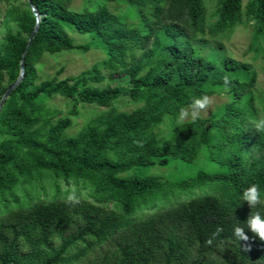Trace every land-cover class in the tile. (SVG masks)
I'll list each match as a JSON object with an SVG mask.
<instances>
[{
	"label": "trees",
	"instance_id": "obj_1",
	"mask_svg": "<svg viewBox=\"0 0 264 264\" xmlns=\"http://www.w3.org/2000/svg\"><path fill=\"white\" fill-rule=\"evenodd\" d=\"M30 1L39 27L23 78L0 110V264H264V241L247 228V242L233 236L249 215L264 218V203L250 208L241 200L256 184L264 201V133L251 123L264 116V96L255 93L250 65L206 56L201 43L206 30L215 39L249 22L254 43L264 39V0H217L209 24L205 0H123L129 11L122 17L105 5L78 13L69 10L72 0ZM0 2L1 98L19 74L35 17L26 0ZM131 13L138 27L128 22ZM66 27L91 34L105 58L76 76L59 80L60 68L37 83L45 54L89 50L74 45ZM104 73L109 83L95 84ZM225 75L232 81L227 91ZM122 78L124 86L110 84ZM221 94L227 101L211 116L179 120L192 97ZM56 96L72 100L70 115L77 104L101 110L67 137L70 117L46 105ZM124 97L135 105L129 112L116 106ZM202 148L223 173L200 170L175 181L120 177L171 158L192 163ZM52 176L57 181L49 187ZM59 180L77 187L62 191ZM73 191L77 205L66 203Z\"/></svg>",
	"mask_w": 264,
	"mask_h": 264
},
{
	"label": "rangeland",
	"instance_id": "obj_2",
	"mask_svg": "<svg viewBox=\"0 0 264 264\" xmlns=\"http://www.w3.org/2000/svg\"><path fill=\"white\" fill-rule=\"evenodd\" d=\"M249 0H242V5L244 6ZM217 0H205V6L208 14V24L213 19H209V15L213 14L216 8ZM105 5L111 12L118 16H124L126 12L128 13L127 5L123 0H115L113 2H106L105 0H72L69 10L73 12H83V11H94L97 6ZM5 3L0 2V40L3 39L6 30L2 27V16L5 10ZM133 10H130L132 12ZM128 22L132 25L138 27V20L131 13ZM252 22L248 24L239 25L234 29L231 34L226 36H217L215 39L211 38L208 31L203 36L202 44L205 45L204 53L206 56L213 54L216 60H220L222 57H231L236 61L246 63L251 66V68L256 72V95L264 96V39L259 40L254 43V35L252 30ZM66 32L74 45H88L89 50L86 52H81L77 50L62 51L54 54H45L39 64L37 65L38 80L37 83L48 79L55 75V73L62 68V72L58 75V79H64L67 77H72L80 74L82 71L90 69L91 66L102 59L105 58V51L96 39L92 37L91 34L78 33L71 27H66ZM204 40L206 42H204ZM220 44L221 47L217 46ZM210 47H214L215 51ZM104 79L99 83H95L99 86H104L109 83L110 77L103 74ZM120 84L124 86L125 79H116L111 81L110 84ZM212 103L210 107L200 113L199 117L207 118L211 116L223 103L227 101V97L224 94L210 97ZM46 105L58 112L60 117L69 116L72 125L68 128L64 135L67 137H72L77 135V133L83 128V126L94 117L98 111L101 109L96 106L77 104L76 115L68 114L73 106L72 100L64 99L60 96L53 97L48 100ZM116 106L120 111H131L135 105L131 104L126 97L120 98L116 101ZM56 119V117L54 118ZM168 118H165V122ZM180 121L192 120L190 117L180 119ZM160 136L166 134V127H160L158 130ZM206 171L209 173H223L225 167L218 165L206 158L205 149L202 148L197 156V158L192 163H184L177 158H171L170 162L166 166L153 165L149 167H133L124 173L120 174V177H131V176H152L163 180H182L193 177L197 171ZM44 174H49V172H42ZM56 179H48L49 187L56 183ZM75 181V179H72ZM69 182L65 184L62 180H59L61 190L65 189L75 190L77 185L74 182ZM51 185V186H50ZM79 186V185H78ZM81 197L91 198L88 196V190L79 187ZM206 192L211 191L210 188H206ZM204 192V189L201 190ZM50 197V195H48ZM24 201H27L23 199ZM14 207V205H12ZM0 211L3 212V208L0 203Z\"/></svg>",
	"mask_w": 264,
	"mask_h": 264
},
{
	"label": "clouds",
	"instance_id": "obj_3",
	"mask_svg": "<svg viewBox=\"0 0 264 264\" xmlns=\"http://www.w3.org/2000/svg\"><path fill=\"white\" fill-rule=\"evenodd\" d=\"M223 83L225 86V90H230L232 86V81L228 75H225L223 78ZM212 103V100L207 95L194 96L191 99L190 104L186 108H181L179 112V118L184 119L190 117L193 122L197 120L200 116L201 112L206 111ZM252 130L256 133H264V116H260L257 119H254L252 122ZM241 200L243 202H247L250 208H255L261 203H264L261 199V192L259 187L256 184H251L249 187L244 189L241 194ZM66 203H71L72 205H77L80 203L79 197L73 191L66 198ZM245 228L251 231L256 237H258L261 241H264V218L261 217L259 212L249 215L246 222L241 224H236L233 229V236L238 241L249 240V236L245 233ZM222 229L218 228L217 232H221ZM246 250L248 246H244Z\"/></svg>",
	"mask_w": 264,
	"mask_h": 264
},
{
	"label": "water",
	"instance_id": "obj_4",
	"mask_svg": "<svg viewBox=\"0 0 264 264\" xmlns=\"http://www.w3.org/2000/svg\"><path fill=\"white\" fill-rule=\"evenodd\" d=\"M28 5L30 6L31 8V11L33 13V16L35 17V24H34V28L33 30L31 31L29 37H28V40H27V44H26V47L24 49V51L22 52V55H21V61H20V66H19V74L16 78V80L13 82V84H11L6 90L5 92L3 93V95L1 96L0 98V110L2 108V105L3 103L5 102V100L9 97V95L12 93V91L15 90V88L18 86V84L21 82L22 78H23V73H24V69H23V62H24V55H25V52L26 50L28 49V47L30 46L37 30H38V27H39V16L37 14V12L35 11L34 8H32V5H31V1L30 0H26Z\"/></svg>",
	"mask_w": 264,
	"mask_h": 264
}]
</instances>
